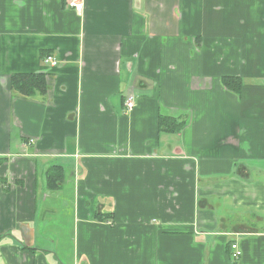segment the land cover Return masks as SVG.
<instances>
[{"label": "crops", "instance_id": "0c3cea01", "mask_svg": "<svg viewBox=\"0 0 264 264\" xmlns=\"http://www.w3.org/2000/svg\"><path fill=\"white\" fill-rule=\"evenodd\" d=\"M73 1L0 0V264H264V0Z\"/></svg>", "mask_w": 264, "mask_h": 264}, {"label": "trees", "instance_id": "16d2710c", "mask_svg": "<svg viewBox=\"0 0 264 264\" xmlns=\"http://www.w3.org/2000/svg\"><path fill=\"white\" fill-rule=\"evenodd\" d=\"M223 81L226 87L233 91H240L242 87V81L237 77H224ZM12 89L15 93L29 98L38 93L43 94L46 90V81L41 74H17L12 76ZM163 126L167 130L174 131L181 128L183 123L177 125L173 120H164ZM50 181H54L52 176L49 179L52 186Z\"/></svg>", "mask_w": 264, "mask_h": 264}, {"label": "built area", "instance_id": "2783aa9c", "mask_svg": "<svg viewBox=\"0 0 264 264\" xmlns=\"http://www.w3.org/2000/svg\"><path fill=\"white\" fill-rule=\"evenodd\" d=\"M72 5L76 7V10L79 13H82L83 2L81 0H74L72 2ZM45 62L49 65L56 66L59 61L54 56L49 55V56L45 57ZM125 104H126V110L129 112L132 111L133 108L136 106V95L134 93L129 94L126 101H125ZM232 248L234 250L233 256L236 259H238L242 255V251L239 248V245L237 243H234L232 245Z\"/></svg>", "mask_w": 264, "mask_h": 264}, {"label": "rangeland", "instance_id": "374dc122", "mask_svg": "<svg viewBox=\"0 0 264 264\" xmlns=\"http://www.w3.org/2000/svg\"><path fill=\"white\" fill-rule=\"evenodd\" d=\"M233 249V248H232Z\"/></svg>", "mask_w": 264, "mask_h": 264}]
</instances>
